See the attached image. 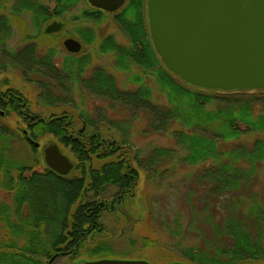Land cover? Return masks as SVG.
Returning <instances> with one entry per match:
<instances>
[{
  "label": "trees",
  "instance_id": "1",
  "mask_svg": "<svg viewBox=\"0 0 264 264\" xmlns=\"http://www.w3.org/2000/svg\"><path fill=\"white\" fill-rule=\"evenodd\" d=\"M54 1L58 15L76 0ZM9 9L12 15L28 14L34 27L51 17L48 6L41 0H16ZM132 9L131 23L124 14ZM99 11L89 8L83 14L95 21L100 17ZM122 12L115 14L114 19L123 28L133 27V38L129 31L133 39V66L144 71L151 69L149 76L155 87L146 82L148 73V77L140 73L133 80L136 86L132 91L121 90L112 75L97 68L92 77L81 83L91 94L127 107L133 117L146 113L149 132H169L186 151L180 160L190 165L203 164L204 188L198 210L205 215L202 227L210 239L201 235L200 246L184 247L183 258L187 262H181H263L264 203L255 184L257 164L264 160V114L252 117L254 95H247L246 90H204L182 81L156 56L149 39L146 0H127ZM85 33V41H91L90 29ZM10 35L9 19L2 15L0 74L10 65L20 71L25 81L37 86L40 103L50 108L68 103L67 82H79L85 70L80 59H73L71 63L67 57L62 68H58L53 62L54 48L49 47L40 54L36 43L30 40L14 51L4 43ZM154 88L161 90L167 104L154 98ZM55 89L64 98L58 99ZM30 106L31 101L19 87L10 85L6 76L0 78V190L11 196L10 204L0 198V264H57L59 259L78 264L80 259L83 262L111 257L114 253L108 242L98 241L91 247L87 242L103 232L104 213L114 212L135 197L141 171L147 179L159 174V162H165L168 148L155 146L151 155L142 159L138 150L132 152L122 122L113 124L112 129L101 123L106 121L103 116L89 120L80 112L76 118L85 124L80 132L67 112L44 116L30 113ZM12 116L18 123L9 124ZM244 131H260L262 135L253 139L249 147L240 144L234 148H218L221 142L238 140ZM107 132L112 135L104 136ZM47 135L55 138L74 159L71 160L73 168L66 176L56 174L45 164L42 166V151L30 142L39 144ZM16 143L21 144L24 154L28 147L31 155L12 156ZM99 160L103 163L93 165ZM38 165L43 168L37 170ZM108 186L113 193L105 198L102 194ZM217 207L225 213L220 219H215L213 214ZM140 243L150 246L155 241L142 237ZM83 252L86 258L81 257Z\"/></svg>",
  "mask_w": 264,
  "mask_h": 264
},
{
  "label": "rangeland",
  "instance_id": "2",
  "mask_svg": "<svg viewBox=\"0 0 264 264\" xmlns=\"http://www.w3.org/2000/svg\"><path fill=\"white\" fill-rule=\"evenodd\" d=\"M41 1L48 6L51 17L38 27L33 26L28 14L12 15L10 13L9 8L16 3V0L0 1V16L8 17L11 31V35L4 41L5 45L15 51L31 40L36 43L40 54L49 47L54 48L53 62L58 68H62L64 59L69 57L68 62L71 63H73V59H80L79 63H83L85 70L81 74L79 82L74 84L71 80L67 82L70 92L69 102L50 108L40 103L39 89L34 83L25 81L20 71L6 65L7 67L3 69L4 73L0 74V78L6 76L10 85L19 87L27 95L31 101L30 113L47 116L51 112H67L76 122L78 130L82 129V124L76 118L80 112L89 117V120H94L96 116H103L106 121L101 123L110 125L112 129L115 128L113 124L115 125L116 122L123 123L124 135L132 147V152L138 150L142 159L149 157L150 151L155 146L166 147L169 150L165 156V162L161 160L159 162L158 168L161 169L159 174L147 179L141 171L139 182L135 188V197H132L129 204L120 205L114 212H106L102 215L103 232L96 235L91 242L88 241L87 246L91 247L98 241L108 242L110 250L114 253L111 257H107L108 259H144L150 264H168L173 261L187 262L186 258H183L184 247L188 245L200 246L201 235L202 238L210 239V235L202 227L205 215L198 210L204 188L202 185L204 184L202 179L203 164L190 165L185 160H180L179 157H183L186 151L176 144V141L166 130V132L159 133L149 132L146 113H138L133 117L127 107L91 94L81 83L82 80L93 76L94 68H100L112 75L117 88L121 90L132 91L136 86L133 80L140 73L146 77L149 76L151 69L144 71L137 65L133 66V39L130 38L131 35L133 38V34H131L133 27L130 28L131 30L123 28L114 19L115 14L120 12L123 14L124 5L113 13L99 11V19L94 21L88 20L83 14L84 11L93 8L87 0H76L72 5L66 7L64 13L58 15L55 13L56 3L54 0ZM128 11L131 13L125 12L124 16L126 21L132 23L133 9ZM51 21L60 22L62 28L57 32L45 33L44 29ZM88 29L92 33L91 41H85V32ZM144 34L143 39L146 40V31ZM68 37L76 39L81 44V49L74 55H69L63 47L62 42ZM156 56L160 60L157 54ZM0 62H2L1 55ZM149 77L146 82L155 87L153 79ZM153 91L154 98L159 103L167 104L165 95L160 89L154 88ZM245 92L247 95H254L256 100L251 104L252 117L264 114V89H252ZM55 93L58 94V99L65 96L57 89H55ZM256 95H261L262 98L257 99ZM8 120L10 125L18 123V119L14 116ZM123 129L119 131L122 133ZM241 129H244V126L241 125ZM248 131H244L238 140L231 139L219 143L218 148H234L240 144L249 147L253 139L262 135L260 131ZM106 135H112V133H104V136ZM56 141L55 138L47 135L39 141L38 151H42V148L48 144L55 143L63 154L74 160L67 149ZM13 149L15 153L10 154L22 158L28 157L32 152L27 147L24 154L21 144L17 143ZM102 163V160L94 161L93 165L98 166ZM42 166H44L43 156ZM42 166L38 165L36 169L41 170ZM76 173L74 172V174ZM256 178L255 189L259 193V199L264 203V160L257 164ZM112 193V188L108 186L102 196L108 198ZM0 198L8 204L11 203V196L3 190H0ZM221 212L218 207L214 208V213H212L216 215L215 219L222 218L225 213ZM142 237L153 239L154 245L142 246L140 243ZM81 257L86 258V253L83 252ZM79 261L78 264L84 262L82 259ZM57 264L67 263L65 259H59ZM246 264H264V261Z\"/></svg>",
  "mask_w": 264,
  "mask_h": 264
},
{
  "label": "water",
  "instance_id": "3",
  "mask_svg": "<svg viewBox=\"0 0 264 264\" xmlns=\"http://www.w3.org/2000/svg\"><path fill=\"white\" fill-rule=\"evenodd\" d=\"M87 2L114 12L125 0ZM146 15L156 54L182 81L222 91L264 89V0H147ZM59 27L60 23L52 22L44 32H55ZM62 43L71 53L81 48L71 37ZM42 155L46 167L60 176L73 168V162L55 143L44 146ZM83 264L150 263L144 259L101 258Z\"/></svg>",
  "mask_w": 264,
  "mask_h": 264
},
{
  "label": "flooded vegetation",
  "instance_id": "4",
  "mask_svg": "<svg viewBox=\"0 0 264 264\" xmlns=\"http://www.w3.org/2000/svg\"><path fill=\"white\" fill-rule=\"evenodd\" d=\"M1 1V0H0ZM99 10V9H98ZM52 22H55V21H51V23ZM51 23H49V24H51ZM58 23H60V22H58ZM62 28V24L60 23V27H59V29L57 30V31H59L60 29ZM57 31H55V32H57ZM52 33V32H51ZM63 44V43H62ZM67 51V50H66ZM68 52V51H67ZM77 53V52H76ZM76 53H71V52H68V54L69 55H74V54H76ZM94 69H96V68H94ZM100 69V68H99ZM1 113H2V111H0ZM82 124V129L81 130H79L80 132H82L83 130H84V128H85V124L84 123H81ZM43 149V148H42Z\"/></svg>",
  "mask_w": 264,
  "mask_h": 264
}]
</instances>
